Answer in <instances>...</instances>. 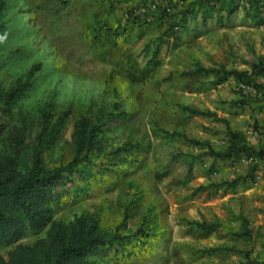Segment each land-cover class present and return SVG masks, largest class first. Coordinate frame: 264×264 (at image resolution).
<instances>
[{
    "label": "rangeland",
    "instance_id": "obj_1",
    "mask_svg": "<svg viewBox=\"0 0 264 264\" xmlns=\"http://www.w3.org/2000/svg\"><path fill=\"white\" fill-rule=\"evenodd\" d=\"M250 2L241 0L224 25L217 23L215 14L205 20L202 16L186 20L163 39L160 55L149 67L155 39L167 30L169 15L176 11L173 7L183 5L182 0H0V85L7 87L34 64H42L17 107L0 113V123L7 126L0 135V157L7 152L5 138L18 121V109L36 110L43 102L54 103L58 112H70L66 128L47 154L51 166L72 159L78 118L115 101L133 114L130 126L149 145L123 173L110 177L85 164L66 172L54 186V220L69 222L85 211L98 210L108 233L122 223L121 206L135 185L143 191L144 208H155L160 231H167L165 237L132 238L117 251L99 249L96 257L101 262H242L243 257L234 253L207 256L201 250L219 245L249 249L250 244L232 241L225 227L203 232L190 223L221 220L239 230L240 215L250 219L256 239L253 256L262 259L264 172L230 189L226 182L246 174L250 165L246 157L213 159L202 155L204 149L171 135L182 132L217 148L226 146L225 123L183 112L178 108L183 104L217 113L231 129L259 143L254 125L256 120L264 121V112L253 103L243 109L230 104L241 98L240 85L233 78L218 85L216 75L181 76L196 63L244 71L251 69L249 62L264 59V13L255 14ZM36 131L37 125L22 150L19 170L23 173L31 165ZM201 186L208 189L197 191ZM139 222L140 216L132 215L120 233L132 235ZM49 229L50 225L37 234L28 233L12 245L0 244V264H7L19 246L33 247L46 239Z\"/></svg>",
    "mask_w": 264,
    "mask_h": 264
},
{
    "label": "trees",
    "instance_id": "obj_2",
    "mask_svg": "<svg viewBox=\"0 0 264 264\" xmlns=\"http://www.w3.org/2000/svg\"><path fill=\"white\" fill-rule=\"evenodd\" d=\"M241 0H182L181 7L170 14L167 30L155 39L152 58L148 66L152 67L160 55L163 39L171 34L186 20H196L202 16L216 15L217 23L224 25L225 20L240 8ZM262 4V5H261ZM251 9L255 14L264 13V0H251ZM169 9V8H168ZM168 9H164L167 13ZM174 18H171L173 17ZM250 70L227 69L224 66L205 67L196 63L193 70L182 72L185 78L199 75H216L214 84H223L233 78L240 85L241 98L230 104L243 109L255 104L264 112V59L260 58L248 63ZM42 64H34L28 72L7 87L0 85V113L13 111L19 101L32 87L36 74ZM263 80V82H259ZM179 110L193 116L212 118L225 123L226 146L217 148L208 140L192 139L182 132H173L176 136L194 147L204 149L202 155L213 159L228 161L246 157L250 161L244 176L226 182L230 189L252 179L257 172H264V121L256 120L254 129L259 132L258 144L250 142L248 136L239 130L229 127L228 121L220 118L212 111H202L187 105L179 104ZM70 116L69 111L58 112L52 102H43L36 110L18 109V121L8 130L5 138L6 153L0 157V244L12 245L28 233L37 234L50 225L47 238L33 247L19 246L7 264H106L96 257L99 249L117 251L125 248L132 238L138 240L160 239L167 231H160V218L154 207L144 208L143 191L135 185L121 206L123 221L116 231L108 233L101 225V214L96 211H85L69 222L54 220L53 205L55 202L54 186L81 165H93L104 174L113 177L134 166L137 156L148 150L146 138L138 137L130 126L133 114L124 110L117 101L97 111L90 109L87 115L78 118L73 134V156L67 164L51 166L47 163V154L60 138L66 128ZM37 125L35 139L31 145V165L27 172L19 170L22 150L27 145L29 131ZM7 129L0 123V135ZM118 133V136H117ZM201 186L199 192L207 190ZM139 215L140 222L132 234H121L127 227L132 215ZM239 230H234L221 220L190 222L203 232H212L225 227L226 235L232 241H243L250 244L249 249L232 245L211 246L201 250L203 255L212 256L223 253H234L243 257L244 261L232 264H264V242L260 241L262 259L253 256L256 239L247 216L240 215Z\"/></svg>",
    "mask_w": 264,
    "mask_h": 264
},
{
    "label": "built area",
    "instance_id": "obj_3",
    "mask_svg": "<svg viewBox=\"0 0 264 264\" xmlns=\"http://www.w3.org/2000/svg\"><path fill=\"white\" fill-rule=\"evenodd\" d=\"M168 9V8H167ZM169 10V9H168Z\"/></svg>",
    "mask_w": 264,
    "mask_h": 264
}]
</instances>
